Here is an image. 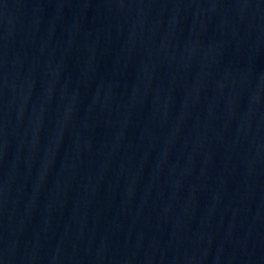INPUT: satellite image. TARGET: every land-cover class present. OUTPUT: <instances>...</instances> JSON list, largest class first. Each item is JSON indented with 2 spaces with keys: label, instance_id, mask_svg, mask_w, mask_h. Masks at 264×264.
<instances>
[{
  "label": "water",
  "instance_id": "1",
  "mask_svg": "<svg viewBox=\"0 0 264 264\" xmlns=\"http://www.w3.org/2000/svg\"><path fill=\"white\" fill-rule=\"evenodd\" d=\"M0 264H264V0H0Z\"/></svg>",
  "mask_w": 264,
  "mask_h": 264
}]
</instances>
